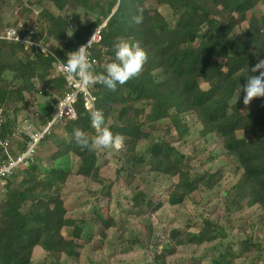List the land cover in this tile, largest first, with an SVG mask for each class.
Listing matches in <instances>:
<instances>
[{
    "label": "trees",
    "instance_id": "trees-1",
    "mask_svg": "<svg viewBox=\"0 0 264 264\" xmlns=\"http://www.w3.org/2000/svg\"><path fill=\"white\" fill-rule=\"evenodd\" d=\"M24 1L0 0V31L19 20L33 21L37 10L35 40L49 52L0 42V107L7 112L3 137L27 119L40 123V128L51 121L55 105L69 91L57 63H66L68 53L77 51L97 30L100 41L89 49L94 74L104 73V66L114 60L118 37L138 42L148 59L139 77L118 84L115 91L99 82L86 83L95 99L94 111H102L105 126L126 141L117 151L115 180L103 175L99 149L75 143L76 128L90 138L97 134L83 94L74 105L77 118L56 123L39 143L29 167L0 179V264H35L36 249L44 254L39 264H62L63 258L78 262L93 237L101 243L108 240L116 222L98 206L88 217L69 216L77 204H67L64 190L73 177L100 185L99 194L109 202L116 182L123 179L131 185L147 175L168 178L165 201L171 206L184 205L201 187L213 190L224 177L221 170L198 171L194 160L174 146L190 134L188 116H196L201 124L200 137H216L228 161L235 164L237 182L225 197L228 205L237 210L256 207L264 216V97L245 106L240 92L250 75H258L252 67L264 59V0H41L37 5ZM149 1L157 8L151 10ZM138 6L144 9L139 24L133 20ZM71 20L76 23L72 32ZM39 95L48 100L37 102ZM32 108L37 112L25 117L23 113ZM60 123L62 135L56 133ZM27 140L12 143L11 153H22ZM142 142L148 144L144 152L139 151ZM48 145L50 154L44 160L39 152ZM150 192L132 199V213L141 228L128 241L131 247L152 250L168 240L158 242L154 228L145 222L164 206ZM201 225H187L169 250L154 253L156 264H169L170 257L191 244L200 247L217 241L222 248L227 243V231L219 223L207 218ZM238 243L244 256L255 247L261 249L251 237ZM226 247L212 264H231L226 260L231 246ZM185 263L202 264L203 258L192 256Z\"/></svg>",
    "mask_w": 264,
    "mask_h": 264
},
{
    "label": "rangeland",
    "instance_id": "rangeland-1",
    "mask_svg": "<svg viewBox=\"0 0 264 264\" xmlns=\"http://www.w3.org/2000/svg\"><path fill=\"white\" fill-rule=\"evenodd\" d=\"M25 0L24 2H26ZM29 1L28 6H31ZM148 7L152 10L157 8L155 2L149 1ZM43 8L42 6L39 7ZM37 8L38 10H40ZM53 11L55 9H52ZM164 15L169 17V13L165 9H161ZM11 13V12H10ZM76 26L75 21L73 20ZM56 46L52 44V47ZM48 98L42 95L37 96V102L44 103ZM43 108H41L42 110ZM38 110V108L36 109ZM34 108L29 112L23 113L25 117H31L36 113ZM40 110V111H41ZM39 111V112H40ZM44 112V110L42 111ZM23 115H21L23 117ZM186 122L190 127V134L184 142H174V146L182 153L194 160L193 166L198 171L215 172L221 170L224 174L223 179L213 189H205L201 187L195 192L191 198L187 199L182 206H171L167 203L165 189L170 184L165 176H144L143 179L134 180L131 185H127L125 180H119L115 183L112 190V199L99 194L101 186L90 181L83 180L79 177L70 179L64 193L68 197V205L76 207L71 211L69 216L75 218L88 217L95 205L101 208L105 215L113 216L116 222L115 228L109 231L107 241L101 243L96 236L92 238V242L86 245L81 251L78 262H73L63 258L62 264H156L153 256L154 253L169 250L172 242L181 235L187 225H196L201 227L204 219H210L213 223H219L225 228L228 234L227 243L218 247V242L197 246L189 245L187 248H181L173 257L168 259L169 264H186L188 258L195 256L203 258L202 264H212L211 261L217 258L224 248L227 251L226 260L231 264H264L259 258H264V216L256 208H244L242 210L233 209L225 201L227 192L237 182L235 178V164L228 161L220 141L212 136L208 140L200 137L201 124L197 121L196 116H188ZM38 127L39 124H36ZM56 133L62 135V124L60 123ZM175 137V134L172 133ZM172 140V137L169 138ZM124 139V143H125ZM147 142H142L139 151L144 152L147 148ZM101 152V162L105 165L103 175L112 180L116 179V170L119 168L117 161V150L99 149ZM50 147L44 146L39 152V156L44 160L49 156ZM211 158V159H210ZM146 178V179H145ZM147 188V190H146ZM146 190V191H145ZM151 191L154 200L164 202L163 208L147 217L145 222L151 224L154 235L161 242L163 238L168 240L161 242L158 247L150 248L128 245V241L134 238L138 228H141V221L132 213V199L143 194V192ZM2 196V182L0 183V200ZM192 231V230H191ZM167 235L168 238L165 236ZM251 237L257 246L261 249L253 248L248 256H244L240 250L239 241H244ZM120 240V241H119ZM111 247L109 248L108 246ZM35 264L44 261V254L40 249H36Z\"/></svg>",
    "mask_w": 264,
    "mask_h": 264
},
{
    "label": "clouds",
    "instance_id": "clouds-1",
    "mask_svg": "<svg viewBox=\"0 0 264 264\" xmlns=\"http://www.w3.org/2000/svg\"><path fill=\"white\" fill-rule=\"evenodd\" d=\"M137 11L139 14L134 16L133 20L139 24L143 22L144 9L138 6ZM93 36L87 45L80 46L77 51L68 53V58L66 63L63 64V69L69 78L78 77L80 82L88 84L99 82L107 89L115 91L118 84L123 85L131 79L139 77L148 59L147 52L138 42L132 43L123 37H118L114 43L115 58L104 66V73L94 74L92 62L89 59L87 51ZM251 72L258 73V75H250L247 83L242 88L240 87V92L243 91L244 93L243 104L245 106L250 105L255 98L264 97V59H260L252 67ZM240 92L235 97V103L240 99ZM90 120L91 126L97 134L95 137L90 138L81 129H74V140L79 147L93 151L97 149H114L119 151L123 148L124 138L119 134L114 135L105 126V118L102 111H92L90 113ZM0 123H3V120H0Z\"/></svg>",
    "mask_w": 264,
    "mask_h": 264
},
{
    "label": "built area",
    "instance_id": "built-area-1",
    "mask_svg": "<svg viewBox=\"0 0 264 264\" xmlns=\"http://www.w3.org/2000/svg\"><path fill=\"white\" fill-rule=\"evenodd\" d=\"M32 1L35 3L34 5H37L41 0ZM38 12L39 11L36 10V16L33 21H26L24 19L19 20L15 25H11L0 31V42L20 44L25 48H34L41 50L44 54L48 53V49L35 40V35L38 30ZM74 29L75 25L73 20H71L68 25V30L72 32ZM99 32L100 30H97L93 34L94 36L92 35L93 39L87 49L88 53L91 46L100 41ZM92 36L84 45L88 44ZM56 68L58 72L65 77L69 91L65 94L64 98L55 105L56 113L46 126L40 128L33 121L27 119L22 124L15 126L8 136L3 137L1 129L7 112H5L4 108L0 107V120H3V123H0V153L2 154L0 156V179L10 177L16 170L29 167L36 154L39 143L56 123L62 119L74 120L77 118L74 105L79 94H83L84 96L85 108L89 111H94L93 103L95 99L87 90L86 83L80 82L78 77L69 78L64 72L61 62L57 63ZM25 138H28L25 150L18 156H14L10 150L12 143L24 141Z\"/></svg>",
    "mask_w": 264,
    "mask_h": 264
}]
</instances>
